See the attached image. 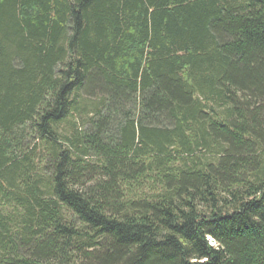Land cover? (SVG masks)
Here are the masks:
<instances>
[{
  "label": "trees",
  "instance_id": "16d2710c",
  "mask_svg": "<svg viewBox=\"0 0 264 264\" xmlns=\"http://www.w3.org/2000/svg\"><path fill=\"white\" fill-rule=\"evenodd\" d=\"M0 264H264V0H0Z\"/></svg>",
  "mask_w": 264,
  "mask_h": 264
},
{
  "label": "rangeland",
  "instance_id": "374dc122",
  "mask_svg": "<svg viewBox=\"0 0 264 264\" xmlns=\"http://www.w3.org/2000/svg\"><path fill=\"white\" fill-rule=\"evenodd\" d=\"M214 244V243H213Z\"/></svg>",
  "mask_w": 264,
  "mask_h": 264
}]
</instances>
